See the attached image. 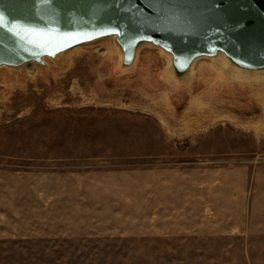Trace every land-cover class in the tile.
<instances>
[{"label":"rangeland","instance_id":"374dc122","mask_svg":"<svg viewBox=\"0 0 264 264\" xmlns=\"http://www.w3.org/2000/svg\"><path fill=\"white\" fill-rule=\"evenodd\" d=\"M168 51L0 66V264H264V86Z\"/></svg>","mask_w":264,"mask_h":264},{"label":"water","instance_id":"95a60500","mask_svg":"<svg viewBox=\"0 0 264 264\" xmlns=\"http://www.w3.org/2000/svg\"><path fill=\"white\" fill-rule=\"evenodd\" d=\"M0 15L9 22L0 28V66L41 62L115 35L127 60L147 41L169 50L178 68L220 50L264 64V0H0ZM17 25L49 33L51 43Z\"/></svg>","mask_w":264,"mask_h":264},{"label":"bare ground","instance_id":"6f19581e","mask_svg":"<svg viewBox=\"0 0 264 264\" xmlns=\"http://www.w3.org/2000/svg\"><path fill=\"white\" fill-rule=\"evenodd\" d=\"M114 37H117L116 35ZM112 39V38H111ZM116 48V47H115ZM120 48V47H119ZM164 48V47H163ZM165 49V48H164ZM114 50V49H113ZM115 52V51H113ZM169 52V51H168ZM62 54V53H61ZM122 54V53H121ZM47 58V57H46ZM173 59V56H172ZM198 60V59H197ZM223 61V60H222ZM225 61V60H224ZM231 64L226 65L224 62L221 63V69L225 72V74L228 73V69L231 68L233 71L241 75L248 76V78H251L254 82L258 84H262L264 86V64L263 65H252L244 63L235 57H230ZM47 63V62H46ZM50 63V62H49ZM26 66L29 64H35V61L27 62L25 63ZM173 65V64H172ZM5 66V65H4ZM2 68V67H1ZM7 69V68H6ZM178 69L176 65L173 66V73ZM11 70V69H10ZM219 75V74H218ZM226 76V75H225ZM227 77V76H226ZM236 82V81H235ZM242 84V83H241ZM251 84V83H250ZM132 90V89H131ZM260 91V90H259ZM257 93V92H256ZM261 93V92H260ZM256 95V94H255ZM258 95V94H257ZM259 96V95H258ZM254 97V96H253ZM263 97V96H262ZM259 101V99H257ZM210 109V108H209ZM188 112V111H187ZM264 128V127H263ZM256 131V130H255ZM259 133V132H258Z\"/></svg>","mask_w":264,"mask_h":264},{"label":"snow or ice","instance_id":"6c2138e0","mask_svg":"<svg viewBox=\"0 0 264 264\" xmlns=\"http://www.w3.org/2000/svg\"><path fill=\"white\" fill-rule=\"evenodd\" d=\"M9 25V22L5 20V18L0 15V28H4L7 27ZM17 27L24 29L25 31H28L32 34H34L35 36L39 37L41 39V41L45 44L47 43H51V37L49 33H46L43 30H39V29H35V28H31V27H26V26H22V25H17ZM68 35V34H65ZM69 39L74 38L73 36H69ZM31 43H36L37 41H30Z\"/></svg>","mask_w":264,"mask_h":264}]
</instances>
